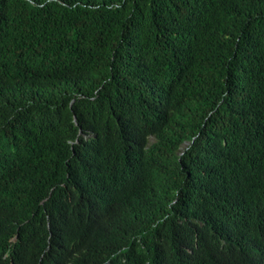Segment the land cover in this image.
<instances>
[{
  "label": "trees",
  "instance_id": "16d2710c",
  "mask_svg": "<svg viewBox=\"0 0 264 264\" xmlns=\"http://www.w3.org/2000/svg\"><path fill=\"white\" fill-rule=\"evenodd\" d=\"M0 264H264V0H0Z\"/></svg>",
  "mask_w": 264,
  "mask_h": 264
},
{
  "label": "bare ground",
  "instance_id": "6f19581e",
  "mask_svg": "<svg viewBox=\"0 0 264 264\" xmlns=\"http://www.w3.org/2000/svg\"><path fill=\"white\" fill-rule=\"evenodd\" d=\"M228 230V229H227Z\"/></svg>",
  "mask_w": 264,
  "mask_h": 264
}]
</instances>
